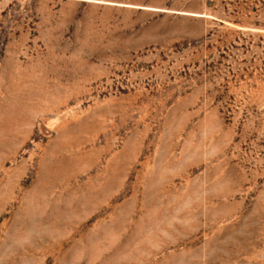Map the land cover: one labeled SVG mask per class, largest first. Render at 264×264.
Wrapping results in <instances>:
<instances>
[{
  "label": "rangeland",
  "instance_id": "374dc122",
  "mask_svg": "<svg viewBox=\"0 0 264 264\" xmlns=\"http://www.w3.org/2000/svg\"><path fill=\"white\" fill-rule=\"evenodd\" d=\"M0 264H264V0H0Z\"/></svg>",
  "mask_w": 264,
  "mask_h": 264
},
{
  "label": "bare ground",
  "instance_id": "6f19581e",
  "mask_svg": "<svg viewBox=\"0 0 264 264\" xmlns=\"http://www.w3.org/2000/svg\"><path fill=\"white\" fill-rule=\"evenodd\" d=\"M56 170H57V169H56ZM56 170H55V171H56ZM58 170H59V169H58ZM59 173H60V172H59ZM108 188H109V187H108ZM107 190H108V189H107ZM6 195H7V194H6ZM93 196H94V195H93ZM32 200H33V199H32ZM31 202H32V201H31ZM84 202H85V201H84ZM89 202H90V200H89L87 203H89ZM25 203H26V202H25ZM85 203H86V202H85ZM32 206H34V205H32ZM78 208H79V207H78ZM34 214H35V213H34ZM19 236H20V235H19ZM116 252L120 254L121 250H120V251H116ZM119 254H118V255H119Z\"/></svg>",
  "mask_w": 264,
  "mask_h": 264
}]
</instances>
